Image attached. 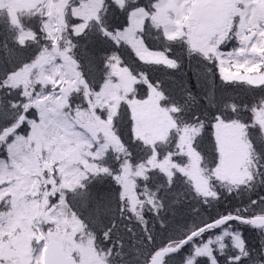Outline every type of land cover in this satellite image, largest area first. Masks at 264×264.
<instances>
[{
	"label": "snow or ice",
	"instance_id": "obj_1",
	"mask_svg": "<svg viewBox=\"0 0 264 264\" xmlns=\"http://www.w3.org/2000/svg\"><path fill=\"white\" fill-rule=\"evenodd\" d=\"M0 264H264V0H0Z\"/></svg>",
	"mask_w": 264,
	"mask_h": 264
},
{
	"label": "trees",
	"instance_id": "obj_2",
	"mask_svg": "<svg viewBox=\"0 0 264 264\" xmlns=\"http://www.w3.org/2000/svg\"><path fill=\"white\" fill-rule=\"evenodd\" d=\"M185 73L187 74V75H191L192 74V72L194 71V67H192V68H190V67H185ZM194 82V81H193ZM250 239H252V237H251V235H250V237H249ZM253 242L255 243L256 241L255 240H253Z\"/></svg>",
	"mask_w": 264,
	"mask_h": 264
}]
</instances>
